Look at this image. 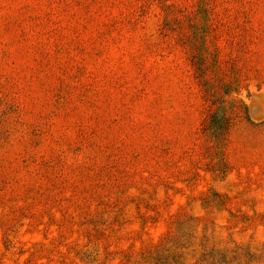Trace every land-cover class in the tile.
<instances>
[{"label":"rangeland","instance_id":"1","mask_svg":"<svg viewBox=\"0 0 264 264\" xmlns=\"http://www.w3.org/2000/svg\"><path fill=\"white\" fill-rule=\"evenodd\" d=\"M0 264H264V0H0Z\"/></svg>","mask_w":264,"mask_h":264}]
</instances>
